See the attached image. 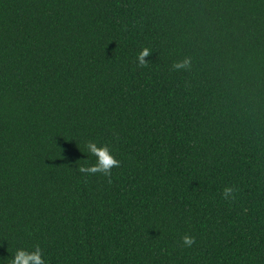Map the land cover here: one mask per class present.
Returning a JSON list of instances; mask_svg holds the SVG:
<instances>
[{
    "label": "trees",
    "instance_id": "obj_1",
    "mask_svg": "<svg viewBox=\"0 0 264 264\" xmlns=\"http://www.w3.org/2000/svg\"><path fill=\"white\" fill-rule=\"evenodd\" d=\"M37 246L264 264V0H0V264Z\"/></svg>",
    "mask_w": 264,
    "mask_h": 264
},
{
    "label": "clouds",
    "instance_id": "obj_2",
    "mask_svg": "<svg viewBox=\"0 0 264 264\" xmlns=\"http://www.w3.org/2000/svg\"><path fill=\"white\" fill-rule=\"evenodd\" d=\"M151 49L145 47L137 54L138 66L144 67L147 66V59L151 54ZM173 68L177 71L181 69H190L191 68V58L185 57L183 60L178 61L173 64ZM86 149L88 155L95 156L96 163L90 166H81L79 171L81 173L95 174L103 173L106 176L111 175L113 167H119L120 161L112 154L108 145H100L94 141H88L86 144ZM235 190L232 187H225L223 196L224 198L230 199L234 198ZM182 242L185 247H191L195 243V237L190 234H184L182 236ZM9 264H48L43 250L37 246L34 250H27L24 248H19L11 256Z\"/></svg>",
    "mask_w": 264,
    "mask_h": 264
}]
</instances>
